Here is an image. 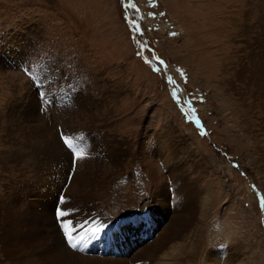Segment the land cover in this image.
I'll list each match as a JSON object with an SVG mask.
<instances>
[{"label": "rangeland", "instance_id": "obj_1", "mask_svg": "<svg viewBox=\"0 0 264 264\" xmlns=\"http://www.w3.org/2000/svg\"><path fill=\"white\" fill-rule=\"evenodd\" d=\"M252 9L264 14V0H0V205L13 194L27 198L50 170L33 194L56 214L69 186L55 154L74 158L62 136L79 137L84 151L87 140L99 149L96 158L126 149L121 173L106 157L92 167L93 200L108 199L91 224L132 216L135 227L125 220L116 232L136 240L126 259L68 247L73 254L104 264H264L260 113L250 111L251 133L236 127L226 79L242 70L246 41L260 37L257 23L249 33L241 26L238 12ZM43 132L62 144L46 162ZM19 170L30 178L9 175ZM192 211L190 228L191 217L175 226L166 257L138 260L177 215ZM80 224L84 233L89 224ZM83 233L73 231L77 243Z\"/></svg>", "mask_w": 264, "mask_h": 264}, {"label": "bare ground", "instance_id": "obj_2", "mask_svg": "<svg viewBox=\"0 0 264 264\" xmlns=\"http://www.w3.org/2000/svg\"><path fill=\"white\" fill-rule=\"evenodd\" d=\"M238 14L240 15L243 14L241 26L243 29H246L245 33H249L255 27L253 25L257 23L260 29L258 34L260 35V37L258 38L256 36L255 38H252V42L246 41L245 47L249 51L246 52L247 56L245 57L242 70L236 69L231 76L226 78L227 88L228 90H230L231 92L230 94L234 99V102L230 101L229 103L230 105L233 106V107L229 106L231 108L230 116L232 115L238 121L236 122L237 124L234 122L236 127L241 128L240 127L241 124L244 125L242 126L241 129L243 130V133L247 135L251 133V131L253 130L250 127L251 125L250 122L252 119L249 116L251 113L250 111L253 112V110L254 111L258 110L260 113V116H258V121H259L258 125L260 126V129H258L256 133H257L258 142H260L261 144L262 142H264V14H262L261 12L258 13L257 11L255 12L254 9L246 12L245 11L238 12ZM238 83L241 85L240 86L237 85ZM49 92H50V88H49ZM37 93H38L37 90H35L34 95L36 97L38 95ZM38 98L37 100H40ZM41 107H42V103H40V108ZM29 116H31L32 118L31 120L35 119L34 121H38L39 119L38 114L29 113ZM42 136H43L42 139L43 144H47L46 145L47 148H49V151H51V152L46 151V153H43V158L40 157L42 161L46 162L48 159V157L46 156L48 154H53V150L59 153V150L62 149L59 145L62 144L61 142H59L60 139L58 134L50 137L48 132L46 134H44L43 132ZM84 142L87 150H85L83 156L78 159L73 158L66 153H64V155L55 154V157L58 160L61 159L64 160L65 162V167H63L62 170L64 180L61 181H64L65 186L66 185L69 186L66 197H64L63 200H59L58 203L62 205L60 209L73 210L68 217H65L63 219L65 221L71 220L73 222H76V225L80 223L83 224V222L85 224L86 222L89 224L85 229L84 233L82 230L80 231L79 229L81 224L78 226L77 229L78 232L75 231V235L77 238L82 233L84 234V239H82V241H80L81 240L80 239L79 240L80 243H78L82 245V248L78 247L77 249H73L72 247L69 246V244L66 242L65 235L62 232L61 227L59 225L60 223L58 222L57 219V213L56 214L53 213V210L50 213H48L46 209H44V207L39 203L40 201H38L36 194L35 193L33 194L35 184H36V188H38L40 183L46 182L49 179H51V177L54 176L49 172L50 170H46V172L44 173V177H45L44 181L42 179L39 182L37 181L38 182L37 183L35 180L33 190L30 191V193L27 195V198L26 197L19 198L17 197L16 194H13L11 196V199L6 201V206L0 205V255L5 260H10V262L6 264H84V263L104 264L107 261L101 257H96L94 259L86 260L87 257L73 254L69 250V248L72 251L82 252L88 256L106 255L109 256V258H114V259H121V258L126 259L128 253L132 251L131 249L133 244L132 240L133 242H135L136 240L135 237H132L133 239H131V236L129 235L127 238L124 239L120 234L119 235L116 234L115 238H113V243H112L110 242L111 238L106 237L107 231H105V227L110 225L109 220L101 221L98 219L93 225L91 224V222L98 217L97 216L98 213L95 210V206L98 203L102 201L105 202V200L108 199L104 197L101 199L98 198V200L95 199V201L93 200L94 199L93 196L96 195L95 193L96 191H94L93 189V186H95V184L93 181V176L91 175L92 167L94 164H97L98 162L103 163L105 161L103 159L104 157H106L105 159H107L106 160L107 164L111 165L110 166L111 169L118 170L119 173H121V171L125 170L126 166L128 165L127 160L124 159V157L126 158L127 151L126 149H112V150L108 149L106 150V155H104V157L96 158L97 155L94 153L99 149H96V151H91L89 145L90 140ZM95 143L97 147L102 148V150L104 149V147H101L100 143L98 142ZM262 146L263 147H261L260 145L259 148L261 151L264 148V144ZM56 148H58V150H55ZM44 157L46 158L44 159ZM9 161L10 163H15L16 156H12L9 159ZM56 163L57 162L50 160L49 165L53 166L55 168L54 171L58 173L60 167ZM74 165H77L75 166V170L73 169ZM37 167L38 165L36 162L34 171ZM9 175L12 178H14V175L17 176V178L19 179L22 176L25 177V179L30 178L29 176H26L24 173H22L20 170L14 171V173L11 171ZM9 175L5 177L3 176L2 181L3 178L6 177L8 178ZM100 186L97 185V187ZM91 199L94 202L90 201ZM191 201L192 202L194 201L192 197H191ZM90 202H92L91 206H90ZM83 208L84 209L86 208L87 210L86 209L83 210ZM193 213L194 211L190 212V215H186V214L181 216L177 215V217L173 220V222L168 224V226L166 227V231L163 232L165 233V237L162 236L157 241H155L151 246L150 244L147 245L145 249L142 250L143 254L142 252L138 253V255L142 254L140 258H138V260L151 259L152 261H154L156 259H152V258L160 259L163 258L164 256L166 257V255L162 254V252L166 249L167 245H170L167 243L171 242L174 239L172 232L175 231L174 230V228H176L175 226L178 223L181 224L182 222L180 221L181 220L184 221L183 218L191 217V222L189 220H186L189 223L187 227L190 228L191 227L190 224H192L194 221V215H192ZM132 218L133 217L131 216V218L127 220L122 217H117L113 220L115 222L114 224L119 225L121 224L120 222L121 219H125L128 222V224L131 223L132 227H135L136 224H133L132 220L134 218L133 219ZM125 223L126 222L124 221L123 224ZM112 229L113 228L111 225L109 227V230ZM69 231L73 232L71 225H69ZM93 232H97L98 235H92ZM81 237L83 238V236ZM94 244H96V247L91 246ZM125 246L126 248L124 249ZM173 249L176 250V252L178 251L180 252L181 248L180 246L173 245ZM158 264H165V263H158Z\"/></svg>", "mask_w": 264, "mask_h": 264}, {"label": "snow or ice", "instance_id": "obj_3", "mask_svg": "<svg viewBox=\"0 0 264 264\" xmlns=\"http://www.w3.org/2000/svg\"><path fill=\"white\" fill-rule=\"evenodd\" d=\"M162 63V62H161ZM169 80H171V77H169ZM173 95L175 96V91H173ZM42 100H44L46 97L45 95L42 94L41 96ZM81 138H73V137H68V136H62L63 142L70 148L72 149L74 153V158H80L83 156L84 153V147L81 143L78 141ZM73 210L69 209H57V219L58 222L60 223V227L62 232L65 235L66 242L69 244L70 247L73 249H77L79 247V244L76 242V237L73 235L72 231H69V225H71L73 231H77L76 229V222H73L71 220L65 221L63 218L68 217ZM92 235H98L97 232H93ZM83 238L81 237V240Z\"/></svg>", "mask_w": 264, "mask_h": 264}]
</instances>
